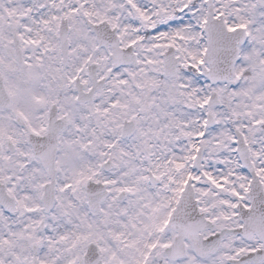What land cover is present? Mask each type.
<instances>
[{
	"label": "snow or ice",
	"instance_id": "6c2138e0",
	"mask_svg": "<svg viewBox=\"0 0 264 264\" xmlns=\"http://www.w3.org/2000/svg\"><path fill=\"white\" fill-rule=\"evenodd\" d=\"M0 264H264V0H0Z\"/></svg>",
	"mask_w": 264,
	"mask_h": 264
}]
</instances>
